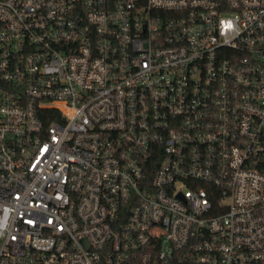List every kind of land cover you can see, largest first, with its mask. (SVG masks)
Returning a JSON list of instances; mask_svg holds the SVG:
<instances>
[{"label": "built area", "instance_id": "built-area-1", "mask_svg": "<svg viewBox=\"0 0 264 264\" xmlns=\"http://www.w3.org/2000/svg\"><path fill=\"white\" fill-rule=\"evenodd\" d=\"M0 264H264V0H0Z\"/></svg>", "mask_w": 264, "mask_h": 264}]
</instances>
